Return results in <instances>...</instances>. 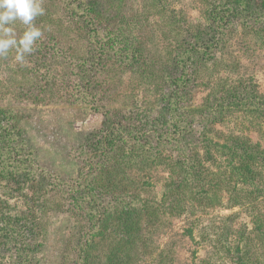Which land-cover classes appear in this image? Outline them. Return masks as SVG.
<instances>
[{
  "label": "rangeland",
  "instance_id": "1",
  "mask_svg": "<svg viewBox=\"0 0 264 264\" xmlns=\"http://www.w3.org/2000/svg\"><path fill=\"white\" fill-rule=\"evenodd\" d=\"M260 1L252 0L247 12L235 0H121L105 23H88L92 26L88 32L77 25L84 11L75 7L77 0H40L41 7L50 5L54 20L43 31L42 46L56 43L57 52L64 54L50 58L36 44L23 63L16 61L15 49L0 57V107L15 116L10 122L24 137L34 170L44 173L43 187L30 175L23 178L22 188L14 184L15 173L0 176V212L28 221L19 223L32 229L19 228V223L15 233L9 229L15 242L0 235V264H74L79 238L89 225L84 185L108 183L107 178L117 185L99 188L100 204L110 217L96 229V257L107 247L122 245L119 238L125 234L132 242L122 245V254L132 257L128 264H264V228L257 234L258 223L253 220L260 211L259 224L264 227V12L254 10ZM234 3L237 12L227 21L222 18L225 6ZM9 26L19 39L21 22ZM114 28L125 29L143 48L142 61L154 68L150 79L140 78L136 65L132 68L114 54L98 68L90 59L105 30ZM196 40L206 46L190 52L186 66L194 75L184 88V107L170 110L174 120L164 124L173 128L176 123L183 132L161 136L158 142L140 129L141 125L161 129L152 125L162 122L159 115L168 116L158 97L167 89L156 83L183 66ZM232 95L239 104L226 107L222 100ZM179 114L181 121L175 119ZM112 115L123 122L107 121ZM119 126L131 132L121 136L125 148L118 149L115 140L105 155L95 153L102 135L108 132L110 141ZM236 137L254 151L253 175L235 169L238 163L225 149L206 151L208 141L234 145L229 142ZM9 144L0 137V161L11 155ZM129 144L138 156L162 152L161 161L148 167L118 161L117 157L128 155ZM173 157L185 161L183 173L188 187L193 186V194L183 190L181 200L174 187L166 186ZM98 158L100 167L110 173L96 170ZM35 190L39 192L33 196ZM134 191L140 201L128 202ZM175 201L182 206L177 211Z\"/></svg>",
  "mask_w": 264,
  "mask_h": 264
},
{
  "label": "trees",
  "instance_id": "2",
  "mask_svg": "<svg viewBox=\"0 0 264 264\" xmlns=\"http://www.w3.org/2000/svg\"><path fill=\"white\" fill-rule=\"evenodd\" d=\"M52 1V0H50ZM54 1V0H53ZM78 4L75 5V7H77L78 9H80L81 7L83 8V18H80V20H78L77 25H81L82 26V30L88 29V32H90L92 30V26H96L95 24L98 25L99 24H103L106 22L107 17L109 14H111L112 12L111 9L115 8V6H117L121 0H107L105 2L99 1V0H77ZM238 1V5H240L242 7V9L247 10V12H249V10L252 8L251 6V2L252 0H235ZM238 5L237 4H230L228 6H225V13L222 16V18H226L227 21L229 20V18L231 16H233L238 9ZM49 4L46 3L45 7H44V15L42 16H38L35 18V20L33 21V24L40 28L42 35H43V31L48 30V23L54 21L53 18L49 15L51 12V8H49ZM257 8H254V10H260L262 13L264 12V0L260 1L259 4L256 5ZM55 18V16H54ZM95 21V22H94ZM60 22V21H59ZM97 22V23H96ZM16 23H20V21H16ZM88 23H91L92 26H90ZM95 23V24H94ZM22 25V34L23 32L26 30L27 26L26 25ZM80 26V27H81ZM76 27V26H75ZM80 27H76V28H80ZM94 29V28H93ZM96 30V29H95ZM125 29L122 28H114L111 31H108L103 33V36L99 39L101 40V43L99 46L95 45L94 50H92V52L90 53V59L96 64L97 68L101 65L104 64V62H106L107 57L110 54H114L118 60L119 58L122 61H128L127 65H130V67H132L131 65H136V69H139L141 72L138 73V76L142 79H150L149 77V72L150 69H154L152 68L151 64L149 62H143V55L141 50L143 49L141 46L137 45L136 42H134V39L131 38V36H129L128 34H126V32L124 31ZM183 31V30H181ZM87 31H85L86 33ZM180 33V32H179ZM95 37H99V34L95 32ZM42 38V36H41ZM41 38L36 42V44L41 45V48L37 47L38 51L40 50V52L44 55H48L51 57H55L56 54L58 55H62L64 54L63 52H57L56 50V43L54 45L51 46V44L49 43V45H45L42 46V40ZM106 40L104 41L103 39ZM213 43V42H212ZM206 43L202 42L200 40H196L195 44L190 47V50L188 51V57L187 59L183 60V66H179V70L177 71H172L169 72L164 81L161 83V81L157 82V85H160L159 88H166L167 92H161L158 94V97L160 98L161 102L163 103L161 106V109L166 110V118H161V115L158 116V121H162V122H157L152 125L154 127H162L161 129L158 128H150V129H145L142 125L140 126L141 130L143 131V134H146L148 137L151 136H156L157 141L161 142L160 138H162L161 136H165L164 138H167L166 135H174V136H180L182 134L183 131H180V128H178V125L176 123L171 125L168 124L167 127H165V123L166 121H170V120H174V114H170L171 112H169L170 110H176L177 108H179L180 106L183 108L184 105L182 106V100L185 97L184 95V88L187 87V85H189L190 81L193 78L194 73H189L187 71L188 67L187 65V61L189 60V55L190 52L193 51H197L196 48L199 47H205ZM212 46V45H211ZM112 52V53H111ZM141 52V53H140ZM74 54V53H72ZM71 55V53H70ZM119 56V57H118ZM182 62V61H181ZM95 68V69H97ZM133 68V67H132ZM149 69V71H148ZM152 76H154V72H152ZM146 77V78H145ZM154 79H158L157 76H154ZM162 79V77H161ZM231 92H228V95H230ZM217 100V99H216ZM223 102H227L226 103V107L229 108H234L236 106H238L239 102L237 101V98L235 97V95L230 96V99L227 100L226 98H224L222 100ZM97 103H99L97 101ZM100 106L103 107V104H99ZM179 106V107H178ZM219 107H222V105H219ZM113 116V115H112ZM107 116L106 119L107 121L110 122H123V118H119L118 115L117 117L115 116ZM179 117L175 118L178 121H181V118L183 117L182 114L178 115ZM124 120H126V116L123 114ZM116 118V119H115ZM209 120V116L206 117ZM7 121V122H3V121ZM14 121L15 120V116L12 114V112L7 111L6 109H3L0 107V137L2 138H6L10 144H9V149L11 150V155L7 158H5L4 160L0 161V176H6L8 174L11 173H15L16 177H15V181L14 184L17 187L22 188L24 185V183H26V180L23 178L28 179L29 175L32 177V181H35L38 186H42L44 185V173L42 172H37L36 170H34V161L31 158V151L27 149V145L24 142V137L22 135H18L15 132L14 129V125L13 122L10 121ZM160 124V125H159ZM189 133L192 132L193 127H192V120H189L187 125ZM185 126V127H186ZM121 126H119L118 129H116V131L118 132L110 141H109V134H107L108 132H105L101 139L98 140V143L102 142V144H97L98 147L96 148L98 151H96L95 153L101 154V156L106 154V147L108 146L109 143H114L113 141L118 140L119 143H117V147L118 149L121 148H125V144H123V141H125L126 139L122 140L121 136L125 135H130L131 132L128 130V132L126 130H120ZM186 129V128H185ZM184 129V130H185ZM150 131V132H149ZM153 132L154 135L148 134ZM156 133V135H155ZM191 134V133H190ZM160 136V137H157ZM19 137L16 138L15 137ZM21 136V137H20ZM208 146H205V148L207 147V153L210 154L211 151H213L211 149V147H218L222 150L225 149L226 153L234 160L238 163V167L236 166L235 169H241V173H245V174H251L253 175V169L251 167V160H253L254 158V151L252 150V148L246 146V144H244L243 142H241V138L236 137L233 138L229 143L230 144H234V145H228V144H218L217 142H212V141H208ZM121 143V144H120ZM100 146V147H99ZM127 146V145H126ZM130 147V150L128 151V155H121L120 157H117V160L124 163V164H131L134 163L133 161H136L137 163H139L140 166H144V167H148L155 164H158L161 161V154L162 152H159L157 150H153L151 152H146L147 155L145 156H141V155H137V152H133L134 151V147L130 146V144L128 145ZM155 146H158V144H156ZM109 149V148H108ZM124 150V149H123ZM122 150V151H123ZM216 150V149H215ZM133 152V153H132ZM126 156H129L128 159H125ZM155 156V157H153ZM152 157V158H151ZM114 158H116V156H114ZM8 161L9 166L6 165V162ZM185 161L182 160L181 157H177V159L175 157H173V159L168 163V165L171 166L170 168V173L172 175V177L170 178V181L168 182V185L166 184L167 187H174L175 189V193L176 195H180L179 198L181 200V194L183 193L182 191L185 190L190 194H193L192 187H188L187 185V174L183 173L186 172L185 168H183V164ZM101 160L100 158H98L97 160H95V166H96V170L97 168L100 169L103 173H110L109 170L104 169L101 165ZM94 164V162H93ZM10 168V170L8 169ZM7 170H9L7 172ZM101 172V173H102ZM181 174H183L184 176H182ZM208 174L215 176V174L217 173H213L211 171H208ZM10 176V175H9ZM28 177V178H27ZM38 180V181H36ZM92 180H95V177L92 178ZM108 183L105 182H101V180L96 181L98 184L96 186H90L89 184L84 185V187H86V193L85 195H83V197H88L87 203L88 205V210L90 211V215H88V217H86L87 219V224L88 225V229L87 232L84 233V235L82 237L79 238V249H78V254H77V258L74 261V264H128L130 262V260H132L131 255L130 256H124L122 254V251L124 249V243L126 242L127 244H131V240L129 241V239L127 237H125V234H121L119 240L122 242V245H119L118 248H110L107 247V249L104 250V252H101L100 255H98L96 257V253L94 252V250L96 249V241H95V236L98 233V230H96L99 226V224H101L102 222H107L109 217H110V213L107 211V207L106 206H101L99 198L102 196V190H99V188H104L107 189L108 186L111 185H117L116 182L114 181V179H110L107 178ZM123 181V179H121V182ZM130 183V182H129ZM123 185H126V189H128V185L126 184V182L122 183ZM34 186V185H33ZM123 187V186H122ZM207 187H212L210 185H208ZM32 188V184L31 187ZM208 188V189H210ZM38 189H40V187H38ZM124 189V187H123ZM126 189H124L126 191ZM171 189V188H170ZM182 189V190H181ZM39 192V190H35L33 192V196L36 195V193ZM132 194H134L133 198L129 199L128 202L130 201H140V199L138 198V192L134 191L132 192ZM251 194V193H249ZM40 195H46L44 193H40ZM47 199V198H45ZM1 201V200H0ZM4 201V200H3ZM179 201H175V207L174 210L177 211V209H181L182 206H180L178 204ZM4 203V202H3ZM35 205L39 204V201L36 199L34 201ZM146 201L144 200V202L141 205H145ZM237 204V203H236ZM235 204V205H236ZM91 209L94 210V212H91ZM130 210V208L128 209ZM127 211V210H126ZM94 213V214H92ZM153 214L155 213L154 211L152 212ZM128 214V213H127ZM260 217H262V213L256 212L255 215H253V220L255 221V223H258V225L255 227V230L257 231V234L259 233V235L262 234L263 231V225L262 223L259 224V219ZM125 221L127 222L126 218L127 217L124 216ZM19 222H23L25 224V222L28 221H23L17 217H11V216H5V214H3L2 212H0V235L2 234L5 235V237L7 239H14V242L17 241L16 237H12V233H10L9 229L12 228L13 233H15L16 227H18V223ZM122 222V223H124ZM15 223L13 226L12 224ZM23 223H19V228L22 229H30V228H26V225H23ZM29 223V222H28ZM27 223V224H28ZM114 223V221L112 222ZM130 223L127 224V226H129ZM15 227V228H14ZM32 231V229H30ZM7 235V236H6ZM16 260V259H15ZM22 262L26 263L24 260H22Z\"/></svg>",
  "mask_w": 264,
  "mask_h": 264
},
{
  "label": "clouds",
  "instance_id": "3",
  "mask_svg": "<svg viewBox=\"0 0 264 264\" xmlns=\"http://www.w3.org/2000/svg\"><path fill=\"white\" fill-rule=\"evenodd\" d=\"M44 12L40 0H0V57H6L15 49L16 61L23 63L25 55L35 51L42 32L33 21ZM17 20L27 26L19 39L14 28L9 26Z\"/></svg>",
  "mask_w": 264,
  "mask_h": 264
}]
</instances>
